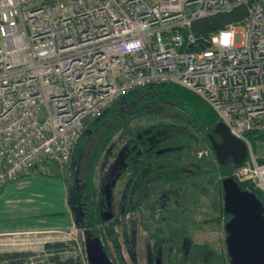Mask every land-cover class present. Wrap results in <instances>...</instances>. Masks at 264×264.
<instances>
[{"label":"built area","instance_id":"obj_1","mask_svg":"<svg viewBox=\"0 0 264 264\" xmlns=\"http://www.w3.org/2000/svg\"><path fill=\"white\" fill-rule=\"evenodd\" d=\"M238 6L242 19L195 31ZM156 83L213 108L247 145L240 172L264 194L252 137L264 133V0H0V189L43 162L68 164L89 121ZM23 234L0 245L32 244Z\"/></svg>","mask_w":264,"mask_h":264},{"label":"rangeland","instance_id":"obj_2","mask_svg":"<svg viewBox=\"0 0 264 264\" xmlns=\"http://www.w3.org/2000/svg\"><path fill=\"white\" fill-rule=\"evenodd\" d=\"M239 39L240 35H238ZM154 124L177 127L173 130L170 128L169 132L174 137L178 150L183 151L178 158V165L182 166V169L169 170L171 172L169 173L180 177V181L173 182L176 186L172 185L176 187L175 192L178 191V195L171 193L173 188L171 184L161 188L165 189L166 201L170 202L166 205L159 203L156 212H153L154 210L150 209L147 188L140 208L131 209L133 212L129 214L125 205L124 213H120V205L125 193H128L132 200H137L132 189L125 191L127 184L132 187L135 182L131 173L125 171L126 168L120 172V177L118 174L114 180H111L121 154L120 149L125 145L122 133L116 134L108 148L100 154L94 173V181L100 194L99 208L102 219H105L104 213L109 220H113L114 217L120 218V224L116 227L119 235L118 243L109 241L108 248L112 252H116V247L120 248L124 261L128 264H230L226 243L223 182L217 173L213 175L209 172L217 161L212 143L210 145L191 125L178 120L166 109L147 112L142 117L134 119L130 126L137 129ZM252 137L254 153L260 162L264 160V133L256 132ZM171 143H164V146ZM249 158L248 156L246 161L238 165L233 172L239 181L255 183L248 175L240 172V168ZM72 161L63 166L48 161L43 162L38 171L31 174L36 177L26 179L30 177L28 175L21 180V183L13 186L14 191L17 189L22 195H28L27 200L40 201L41 226L34 231L21 229L16 231L24 232L19 237L30 236L32 244L15 247L0 245V253L31 251L40 257L46 253V243L60 242L65 243L62 255L78 254L80 243L86 256L85 237L83 230L78 226V219L84 217L87 210L82 209L73 197H75L76 183L80 182L83 176L79 175V171L85 169L87 158L83 159L84 162L77 169ZM163 215L167 218L162 219ZM128 220L134 224V232L131 231V235L124 234L129 228ZM178 226H185L189 229L188 233L183 236L171 234L172 228L177 229ZM9 237H12L11 233L0 235L3 241ZM124 237L133 240V245L129 248ZM176 238L182 243L173 242ZM180 246H183V249Z\"/></svg>","mask_w":264,"mask_h":264},{"label":"trees","instance_id":"obj_3","mask_svg":"<svg viewBox=\"0 0 264 264\" xmlns=\"http://www.w3.org/2000/svg\"><path fill=\"white\" fill-rule=\"evenodd\" d=\"M244 15L245 7L238 6L229 13L210 16L197 21L194 24V29L196 32L203 33L216 31L229 22L242 19ZM163 109L171 112L178 120L191 125L211 145L208 135L219 121L213 108L187 88L173 83H156L126 93L112 103L98 119L89 121L74 151L72 162L76 169L80 168L84 162L83 159L87 158L85 169L79 171V175L83 176L81 181L76 183L75 197H73L82 209L87 210L86 215L78 219V226L83 230L85 237L97 235L101 237L104 248L108 251L114 264L125 263L120 248L116 247V252H112L108 248L109 241L118 243L119 235L116 227L120 224V218L102 219L100 215V194L94 181L96 163L114 136L121 132L129 154V158L126 160V170L131 173V177L135 180L132 187L129 185L128 191L132 189L137 200L132 208H129V205L126 206V212L129 213L131 209L140 208L148 188V165L153 170L158 163L155 152L150 151L152 156L151 154L148 156V138L146 136L153 133L155 137L158 133L166 131L168 125L154 124L151 125L152 130L148 131V127L134 129L130 124L134 119L142 117L147 112ZM139 150H141L140 153ZM260 163H264V160H260ZM237 167L236 165L222 166L216 161L209 172L213 175L217 173L223 182L225 177L234 176L233 171ZM149 175L151 180L158 179L165 184L171 183L170 181L176 178L163 171H154ZM235 179L239 181L236 177ZM239 183L242 189H250L255 192L264 203V194L255 183L252 181H239ZM79 184L81 185L79 186ZM224 214L226 215L225 212ZM64 249L65 243L55 242L46 243V253L40 257L31 251L0 253V264H24L32 257L35 258V264H83L79 256L62 255Z\"/></svg>","mask_w":264,"mask_h":264},{"label":"water","instance_id":"obj_4","mask_svg":"<svg viewBox=\"0 0 264 264\" xmlns=\"http://www.w3.org/2000/svg\"><path fill=\"white\" fill-rule=\"evenodd\" d=\"M214 135L219 140L214 139ZM209 138L217 161L226 165L243 164L248 157V147L234 136L229 128L218 121ZM224 208L231 215L225 225L226 243L230 264H264V203L250 189H242L234 176L223 179ZM85 253L88 264H113L100 236L85 237Z\"/></svg>","mask_w":264,"mask_h":264},{"label":"flooded vegetation","instance_id":"obj_5","mask_svg":"<svg viewBox=\"0 0 264 264\" xmlns=\"http://www.w3.org/2000/svg\"><path fill=\"white\" fill-rule=\"evenodd\" d=\"M149 113V112H148ZM175 126H172L171 127V125L170 126H168V129L166 130V131H164V132H160V133H158V135L157 136H155L154 137V135L155 134H149L148 136H146V138H148V156H150V151H153V152H155V155L157 156V158H156V160L158 159V158H161V156L160 155H163V157L161 158V159H159V160H157L158 161V163H157V165L154 167L155 169H153V170H151V167L148 165V201L150 202V209L152 210H154L153 212H156V207L158 206V204L159 203H162V204H165L166 205V203H169L170 201H166V198H165V193H166V191H165V189H161V188H164V187H167L168 185H170L171 184V186L173 185V186H176L173 182L174 181H180V177H176L175 178V176H174V174H170L171 172L169 171V170H178V169H182V166H179L178 165V163H179V160H178V158H179V156H180V153L181 152H183V151H179L178 150V148H177V146L175 145V142H174V137H172L171 136V134H170V128H171V130H173V128H174ZM175 128H177V127H175ZM150 130H152V127L151 126H148V131H150ZM178 130V129H177ZM172 132H174V131H172ZM169 134H170V136H169ZM140 137H142V136H140ZM209 137V136H208ZM214 137V139H216V140H219V137L218 136H216V135H214L213 136ZM210 139V138H209ZM142 140H144V139H142ZM168 140H170V141H168ZM210 141H211V139H210ZM144 142H146V140H144ZM172 142V143H171ZM164 143H171L170 145H165L164 146ZM141 152V150H139V153ZM169 152V153H168ZM120 155H119V160H118V164L116 165V168H115V171H114V174H113V177H112V179L111 180H114V178H115V176L116 175H118L119 174V177H120V172L121 171H123L126 167H127V163H126V160L129 158V154H128V147H127V144H125L124 146H123V148H121L120 149ZM151 156H152V154H151ZM73 159V158H72ZM229 165H231L232 166V163H230L229 161H228V163L226 164V165H222V166H229ZM151 170V171H150ZM125 171H126V169H125ZM154 171H163V172H165V173H168L169 174V176H172V177H174L175 179L173 180V181H170L171 183H167V184H165V183H163V182H161V181H159L158 179L157 180H151V178H150V175H149V173H153ZM170 172V173H169ZM112 185H114V184H112ZM179 185V183H177V187H179L178 186ZM129 185L127 184V187H128ZM170 186V187H171ZM172 186V187H173ZM127 187L125 188V191H127L128 192V189H127ZM175 188L176 187H173L172 188V191H171V193L172 194H176V195H178L177 194V192H175ZM151 197H154V198H151ZM151 198V199H150ZM158 198H161V200L159 201V199ZM129 199L131 200V201H129ZM122 204H121V206H120V208H121V211H120V213H124V207H125V205L127 206V205H129L130 207L129 208H132L134 205H135V200H132L131 198H130V196H129V194L127 193H125L124 195H123V197H122ZM131 202H134V204H131ZM154 205V206H153ZM133 211H129V214L130 213H132ZM226 213V212H225ZM106 216H107V214L106 213H104V217H105V219H108V217L106 218ZM225 217H226V221H225V223H227L230 219H231V216L229 217V215L226 213V215H225ZM229 217V218H228ZM162 219H166L167 218V216H162L161 217ZM114 219H116V217H114ZM174 223L176 224V221H174ZM226 225V224H225ZM128 227L129 228H127V230H126V233H124V231H123V233L124 234H126V235H131V231H132V233L134 232V224L132 223V221L131 220H128ZM173 229V232L171 233V234H181V236H183V235H186L188 232V230L189 229H187V228H185V226L184 227H179L178 226V228L177 229H174V228H172ZM98 236V235H97ZM179 236V235H178ZM85 237V236H84ZM101 238V237H100ZM124 239L126 240V243H127V246H128V248L130 247V246H132L133 245V240L132 241H130L129 239H127L126 237H124ZM102 240V239H101ZM173 242H177L178 244H181L180 242H179V240H178V238H176V239H173ZM103 243V242H102ZM132 243V244H131ZM85 245V244H84ZM103 246H104V244H103ZM85 248V247H84ZM180 248H182L183 249V246L181 247L180 246ZM182 249H179V250H182ZM106 250V249H105ZM227 251H228V248H227ZM106 252L108 253V251L106 250ZM184 253V252H183ZM109 255V254H108ZM228 256H229V252H228ZM110 257V256H109ZM133 257V256H132ZM122 258L124 259V257L122 256ZM111 259V258H110ZM229 259H230V261H231V258H230V256H229ZM112 260V259H111ZM113 262V261H112ZM114 264V263H113ZM120 264H128L126 261H125V263H120Z\"/></svg>","mask_w":264,"mask_h":264},{"label":"crops","instance_id":"obj_6","mask_svg":"<svg viewBox=\"0 0 264 264\" xmlns=\"http://www.w3.org/2000/svg\"><path fill=\"white\" fill-rule=\"evenodd\" d=\"M26 176L11 181L0 189V235H7L16 231L40 229L39 208L40 201L27 200L28 195H22L14 185L21 183ZM35 176L26 177V179ZM27 198V199H26Z\"/></svg>","mask_w":264,"mask_h":264},{"label":"bare ground","instance_id":"obj_7","mask_svg":"<svg viewBox=\"0 0 264 264\" xmlns=\"http://www.w3.org/2000/svg\"><path fill=\"white\" fill-rule=\"evenodd\" d=\"M221 14H224V13H221ZM194 93V92H193ZM201 98V97H200ZM203 99V98H202ZM204 100V99H203ZM205 101V100H204ZM206 102V101H205ZM24 264H35V261L34 259H30L29 261H27L26 263Z\"/></svg>","mask_w":264,"mask_h":264},{"label":"snow or ice","instance_id":"obj_8","mask_svg":"<svg viewBox=\"0 0 264 264\" xmlns=\"http://www.w3.org/2000/svg\"><path fill=\"white\" fill-rule=\"evenodd\" d=\"M223 42H224L225 44L228 43V36H224V38H223Z\"/></svg>","mask_w":264,"mask_h":264}]
</instances>
